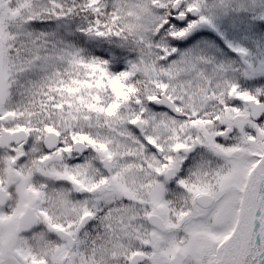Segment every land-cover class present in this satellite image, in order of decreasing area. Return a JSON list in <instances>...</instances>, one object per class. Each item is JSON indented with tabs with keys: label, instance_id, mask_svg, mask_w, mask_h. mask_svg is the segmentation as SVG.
Instances as JSON below:
<instances>
[{
	"label": "rangeland",
	"instance_id": "1",
	"mask_svg": "<svg viewBox=\"0 0 264 264\" xmlns=\"http://www.w3.org/2000/svg\"><path fill=\"white\" fill-rule=\"evenodd\" d=\"M173 1L175 0H0V35L4 46V72L9 84V98L5 105H0V119L2 116L12 115L27 119L30 113L33 115L31 121H44L46 130L54 125H61L63 130L64 124L74 117L81 118L86 125L89 117L82 112L81 107L84 104L87 107L103 106L97 92H101L102 98H106L121 90L109 75L113 66L123 65L122 68L126 66L136 79L132 82L135 85L134 94L123 98L122 112L119 115L120 129L103 134L100 140L94 141L96 152L93 155L108 158L118 165V177L121 175L118 161L124 165L128 153H132L128 157L129 163L135 164V160H140L141 167L147 161L163 168L172 164L179 146H187L194 139L202 141L206 133L218 132V124H210L201 118L203 105H200L197 95L192 93L200 89L199 84L187 80L185 75L192 71L206 72L207 64L200 57H194L195 66L189 73L186 72L189 66H193L190 61L192 47L188 40L195 30L205 28L206 22L202 19L184 24L176 38L183 43L187 40L189 46H183L179 54L172 55L171 59L164 62L161 60L164 53H172L174 47L168 43L161 44L162 49L153 61L145 55L149 52L148 44L144 47L147 34L158 31L166 17V7ZM186 1L202 12V18L206 17V11H211L215 32L216 27L222 26L223 32L226 31L224 11H229L228 5L234 9V15L253 11L254 16H264V0H259L258 3L257 0ZM127 55L131 56L130 60H127ZM211 69L216 71L215 67ZM260 74L264 91V43L261 48ZM61 77L69 79L70 88L65 92L66 96H61L63 91L59 90ZM191 78L193 79L192 76ZM159 91H165L175 100L179 109L185 113L184 119L174 118L167 112L147 106L150 97ZM92 99L96 100L93 102ZM134 115L143 116L150 137L159 139L157 143L163 149L161 157L157 158L152 152L141 153L138 149L139 153L131 152L125 148L127 143L121 134L127 132L126 123L135 118ZM29 126L33 139L31 148L35 145L36 151L40 132L33 128V124L30 123ZM248 130L240 138L244 141L243 145L224 147L214 144L195 152L172 184H165L163 175L160 176L161 180L157 177L156 181L153 179L156 176H153L150 183L144 184L146 177L139 176L135 169L124 166L121 182L125 186L146 187L151 193L147 194L150 202L146 206L149 207L145 206L142 214L161 211L171 230L168 234L176 233L177 237H180L181 230L191 236L202 233L207 246L199 248L198 244L201 246L202 242L196 238L187 243L190 261L202 258L206 264H260L259 245H264V190L258 192L257 187L262 184L264 188V121ZM7 156L8 154L4 155L6 163L13 155ZM88 157L83 165L76 169L71 166L66 174L62 164L47 166L45 169L36 167L37 176L34 180L28 174L17 173L13 177L12 172L5 170L8 172L4 177L6 184L1 178L0 184L15 187L18 195L11 210L0 214V263L2 258H8L7 254L13 256V260L4 264H25L17 259L18 254L23 258H31V252L24 253L23 247H20L25 238L16 232V217L28 205L37 208L35 196L40 190H77L79 187L87 190H111L113 175L109 182L110 179L105 178L107 176L100 174L96 162ZM233 159L235 168L232 166ZM217 166L222 169L216 170ZM151 167V175H156L157 169L152 165ZM49 174L52 178H47ZM94 174L100 175L98 182L93 181ZM230 181L236 190L242 181L246 199L244 219L231 226L224 221L228 217L226 203ZM43 183L46 187L41 189ZM180 189L185 191V203L181 201L182 198L180 200ZM206 191L217 198L206 215L211 217L213 214L211 229L200 226L203 216L199 222L191 205L196 204L197 194ZM54 198L52 202L57 213L66 216L70 210L65 197L58 192ZM257 200L261 203L255 213ZM135 210V207L129 206L122 210L124 214L120 216L125 217L130 213L132 216ZM2 221L4 227L1 226ZM133 231L130 232L128 243L135 241ZM121 237L123 236L117 234L116 241H125ZM77 238L78 241L71 250L67 249L65 243L55 240L51 264H93L81 252L79 234ZM166 240L168 256L170 239L167 237Z\"/></svg>",
	"mask_w": 264,
	"mask_h": 264
},
{
	"label": "flooded vegetation",
	"instance_id": "2",
	"mask_svg": "<svg viewBox=\"0 0 264 264\" xmlns=\"http://www.w3.org/2000/svg\"><path fill=\"white\" fill-rule=\"evenodd\" d=\"M258 2L259 0L256 3ZM191 8L196 9L195 15L190 19L187 18L182 23H176L170 13V19L165 20V24L168 27L165 26L164 28L173 30V36L170 37L165 34V36H160L159 39L161 43L170 40L174 47L172 53L177 55L183 46H189L187 40L183 43L182 40L176 38L178 31L183 27L179 25L189 21L198 22V20L202 19L206 22V27L199 31L195 30L188 40L192 47L190 61H192L193 66H189L190 68L186 71L189 73L195 66L194 57H200L207 64L206 72L192 71L190 74L186 73L185 75H187V80H192L199 84L200 89L192 93L197 95L200 105H203L201 118H204L203 121L210 124H218L216 125L218 132L206 133L202 141L194 139L191 143L186 144L190 146L195 140L201 142L191 154L174 156V162L177 158H180L181 171L177 173L174 179H164L165 184H172L176 180L195 152L214 144L224 147L234 146V144L243 145L244 141L240 138L249 131V128L253 129L257 124L264 121V113L258 119L252 117V105L250 103V101L254 105L264 103V91L262 90L260 74L261 48L264 43V16H254L253 11H245L243 13L237 11L238 14L234 15L232 13L234 9L231 5H228L229 11H224V21L227 24L226 31L223 32L222 26L221 28L216 27L217 32H215L214 17H211V11H206V17L202 18V12L197 7L190 6L184 0L179 12L188 14ZM174 24H177L176 27H174ZM161 31L164 32L165 29ZM165 54L164 61L172 58L169 53L166 52L163 55L165 56ZM211 67H215L216 71L213 72ZM235 119L244 121L242 129L239 130L236 126ZM84 124V121L80 118L78 123L68 121L67 124H64L63 130L57 132L59 142L54 147H45L42 135L41 140L38 138L39 144L36 151L35 145L31 148L32 138L26 144L20 142L10 145L7 149H0V178L4 183V177L8 173L5 171L6 169L12 172L13 177H16L17 173L28 174V177L34 180V177L37 176L36 167L40 166L45 169L47 166L62 164V169H64V174H66L71 166L76 169V167L83 165L88 156H90L88 159L96 162L95 164L100 174L110 179L109 182L113 175L111 190H87L85 187H79L77 190H40L41 192L35 196V201L38 202L37 208L28 205L16 217L19 223L20 218L28 207L32 208L35 214V218L32 213V217L28 218V220L32 221V225L26 224V229L20 233L22 237H25L26 246L31 252V258H26L24 263L33 264L42 261L44 264H51L53 262L52 248L56 237L55 233L57 230H63L67 236L63 239L58 238V242L65 243L67 249L71 250L78 241L77 234H79L81 236V252L88 257L89 261L92 260L93 264H168L169 260L178 251L185 254L181 264H206V261L202 258L197 261H190L191 254L188 250V242L195 238L202 242L201 246L198 244L199 248L207 246V241L205 244L202 233L191 236L181 230L180 237H177L176 233L168 234L171 231L168 228L160 229L149 224L147 217L150 214H154L164 222L165 220L161 211L142 214V210L150 202V199L147 198V194L151 195L148 188L137 185L125 186L121 180L119 181L117 174L118 165L113 164L108 158H97L93 155L96 152L94 148L96 145L94 140L86 141ZM6 125L9 124H6V119H4V126ZM227 129L230 130L229 133L220 134ZM253 132L255 134L256 130ZM127 136V146L125 148L131 152H138V150H141V153L155 152L152 145L159 146L157 143L159 139H152L148 128H144L143 131L130 130ZM76 142L86 143L88 150L77 151ZM181 147L179 146L177 150ZM5 154H8V156L10 154L13 155L8 163H6L7 159L4 157ZM130 154L132 153H128L126 157L128 158ZM144 157L147 159V156ZM118 158L121 159L120 157ZM104 161L108 162L105 164ZM146 163L142 164V167L140 165L131 166V169H135L138 175L147 178L144 184L150 183L153 176H156L153 178L154 180L157 177L160 179L161 175L164 178L165 171L172 166V164H169L163 168L161 165L157 166L149 161ZM232 163L235 168L234 159ZM151 165L157 169L156 175H151ZM128 166L129 164L125 165L126 168ZM119 167L124 168L123 165H119ZM149 167H151L150 170ZM221 169L219 166L216 167L218 171ZM94 171L98 173L96 169ZM93 176V181L98 182L100 175L94 174ZM47 178H52L51 174ZM230 183V187L227 188L229 189L227 190L229 196L227 197L226 212L227 215H231L230 222H233V220L239 221L244 212L245 190L242 181L237 186V190L235 185L232 184L233 182L230 181ZM41 187H46V184H41ZM260 188L261 184L258 185L257 189L260 190ZM15 190V187L0 184V214L11 210L16 203L18 193ZM58 192H61L65 197L66 205L70 210L66 216L57 213V209L53 206V198L55 193L57 194ZM184 192L183 189H180V200L182 198L181 201L183 203L186 202ZM205 193H208V191L201 194ZM191 205L193 212L199 218V222L201 221V216H203L200 226L211 229L214 222L213 214L211 217L206 215L210 212V208L214 203L206 207L198 203ZM129 206L135 207L134 215L131 216L130 213L125 216L130 218L120 216V214H124L122 210ZM146 207L148 208L149 206ZM75 210L77 211L76 214ZM3 224L1 222V226ZM132 231L135 241L134 243H128L129 235ZM117 234L123 236L121 238L122 240L125 238V241L117 242ZM167 237L170 239L168 256H166ZM135 255H141L142 257L134 262Z\"/></svg>",
	"mask_w": 264,
	"mask_h": 264
},
{
	"label": "water",
	"instance_id": "3",
	"mask_svg": "<svg viewBox=\"0 0 264 264\" xmlns=\"http://www.w3.org/2000/svg\"><path fill=\"white\" fill-rule=\"evenodd\" d=\"M181 3H182V0H177L172 6V11L177 12ZM190 12L194 13L195 10L192 9ZM175 18L178 20H182L185 18V15H175ZM6 96H7L6 79H5V76L3 74V47H2V42H1V38H0V103L5 102ZM152 103L156 106L165 107L176 115H182V112L175 108L173 102L170 101L163 94H161L159 97L153 99ZM263 110H264V105H263L262 109L258 112L257 115H259ZM136 124H137L138 128H141V122L138 121V122H136ZM21 139H26V135H25V132L23 130L15 131L12 133H10L8 131H2L0 134V147H7L10 142H18ZM45 143H51L52 145H55V143H56L55 135L52 133L48 134L45 138ZM79 145H81L82 149L87 148L85 145H83L84 147H82L81 143H79ZM196 145H198L197 142H195L188 149H183V152L184 153H190ZM158 153H161V152L159 151ZM178 164H179V162L177 161L175 167L170 169L166 173L167 178L174 175V170L179 169ZM212 200H213V197L210 195H203V196H200L198 198V201L204 205L210 204L212 202ZM149 221L152 224H154L160 228L164 227L162 222L155 219V217H153V216H150ZM58 233L60 234V237H63V235H65L63 232H60V231H58ZM180 261H181V257L176 256V257H174V259H172L171 264H180ZM37 264H42V263H37Z\"/></svg>",
	"mask_w": 264,
	"mask_h": 264
},
{
	"label": "trees",
	"instance_id": "4",
	"mask_svg": "<svg viewBox=\"0 0 264 264\" xmlns=\"http://www.w3.org/2000/svg\"><path fill=\"white\" fill-rule=\"evenodd\" d=\"M129 57H131V56L127 55V59ZM118 67H119L118 65L117 66H113L110 71H111V75L115 76L116 80H118V82H120V79L122 78V76H124L126 74V72L125 71H121ZM127 95H129V94H126V93L119 94L118 97L116 99H113L111 103L107 104V102H106V103H103V106H94V107L95 108L98 107L99 111L101 109V112H102V110H104L106 108H110L111 109V107H114L117 102L122 101V99L125 98ZM37 106H40V104H38Z\"/></svg>",
	"mask_w": 264,
	"mask_h": 264
},
{
	"label": "bare ground",
	"instance_id": "5",
	"mask_svg": "<svg viewBox=\"0 0 264 264\" xmlns=\"http://www.w3.org/2000/svg\"><path fill=\"white\" fill-rule=\"evenodd\" d=\"M259 221V219L257 220ZM264 249V245L260 243L259 245V250H263ZM260 264H264V254L261 255V258H260Z\"/></svg>",
	"mask_w": 264,
	"mask_h": 264
}]
</instances>
